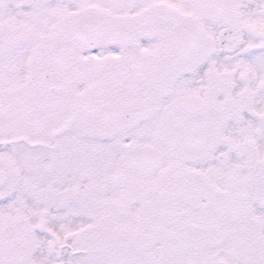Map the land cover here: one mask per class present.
Masks as SVG:
<instances>
[{"label": "snow or ice", "instance_id": "obj_1", "mask_svg": "<svg viewBox=\"0 0 264 264\" xmlns=\"http://www.w3.org/2000/svg\"><path fill=\"white\" fill-rule=\"evenodd\" d=\"M0 264H264V0H0Z\"/></svg>", "mask_w": 264, "mask_h": 264}]
</instances>
